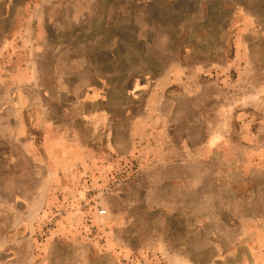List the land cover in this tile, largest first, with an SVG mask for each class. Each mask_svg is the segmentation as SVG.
<instances>
[{
    "label": "rangeland",
    "instance_id": "374dc122",
    "mask_svg": "<svg viewBox=\"0 0 264 264\" xmlns=\"http://www.w3.org/2000/svg\"><path fill=\"white\" fill-rule=\"evenodd\" d=\"M0 264H264V0H0Z\"/></svg>",
    "mask_w": 264,
    "mask_h": 264
}]
</instances>
